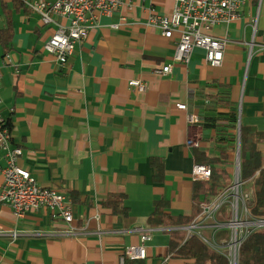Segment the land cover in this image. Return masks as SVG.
Instances as JSON below:
<instances>
[{"label": "crops", "instance_id": "1", "mask_svg": "<svg viewBox=\"0 0 264 264\" xmlns=\"http://www.w3.org/2000/svg\"><path fill=\"white\" fill-rule=\"evenodd\" d=\"M173 5L139 0L100 15L65 65L43 48L54 26L25 9L14 22L12 43L0 45V110L24 149L20 164L41 185L72 198L74 220L48 208L18 218L0 202V264H120L127 246L141 244L144 264L192 262L168 251L170 230L182 226L151 227L147 219L164 199L171 213L191 215L194 149L217 155L216 130L205 122L229 111L227 100L237 107L238 137L241 125L264 131V0H246L238 19L212 28L228 38L218 66L199 47L187 63L175 61L178 33L168 38L148 23L151 8L169 14ZM167 64L172 71L159 73ZM131 79H142L147 89L131 87ZM227 92L218 103L215 96ZM192 113L201 121L191 123ZM258 148L264 152V140ZM151 157L164 160L161 182ZM4 163L0 150V193ZM113 193L127 195L128 217L104 206ZM143 233L151 235L144 243Z\"/></svg>", "mask_w": 264, "mask_h": 264}, {"label": "built area", "instance_id": "2", "mask_svg": "<svg viewBox=\"0 0 264 264\" xmlns=\"http://www.w3.org/2000/svg\"><path fill=\"white\" fill-rule=\"evenodd\" d=\"M26 6L37 13L45 26H54V31L44 42L43 48L54 54L62 65L68 62L76 45L85 40L99 16L111 14L123 4H134L139 0H24ZM149 2L155 0H140ZM261 4L262 0H258ZM246 0H174L172 11L158 12L150 9L148 23L162 30L171 38L178 33V43L174 54L175 61L188 62L195 48H203L206 59L212 65H221L224 60L227 37L211 34V29L219 24H229L241 16ZM257 19L253 20L256 24ZM117 26V25H116ZM172 71V64L158 70L161 74ZM0 66V90L2 85ZM131 87L140 91L147 89L142 79H131ZM187 109L185 103L177 104ZM191 123L200 122L195 113L189 114ZM9 118L0 110V150L4 153V184L0 202L9 203L13 213L23 218L33 209L48 208L53 216L63 218L67 223L74 220L72 198L54 187L41 185L32 172L20 164L23 147L16 143ZM192 143V142H191ZM198 142H193L197 145ZM232 160V180L219 188L201 204L200 213L193 221L180 228L187 231V238L198 235L210 247L226 255L230 264H238L240 249L247 237L257 229L264 228V217L254 216L250 210L252 190L244 189L241 179L239 142ZM212 168L207 164L196 163L192 169L195 180H210ZM70 227L67 233H72ZM14 237L18 232L12 233ZM151 238L150 233L141 235L142 243ZM146 247L129 245L121 255L120 264L128 259H145Z\"/></svg>", "mask_w": 264, "mask_h": 264}, {"label": "trees", "instance_id": "3", "mask_svg": "<svg viewBox=\"0 0 264 264\" xmlns=\"http://www.w3.org/2000/svg\"><path fill=\"white\" fill-rule=\"evenodd\" d=\"M19 11L22 8L30 10L24 0H14ZM6 6V4H3ZM7 24L0 28V45L8 49L15 35L12 12L6 10ZM215 96L218 103L228 98V92ZM219 96V98H218ZM212 104V103H211ZM223 104V103H222ZM230 106L227 112H219L206 118L205 126L215 128L217 155L211 156L206 151L196 147L194 156L196 163L207 164L212 168L210 180H195L192 188V213L191 215H175L170 212V202L161 200L155 210L148 216L147 223L151 227L184 226L193 221L200 213L201 204L210 195H215L219 188L231 181L227 165L232 161V153L238 142V111L237 107L227 100ZM211 106L210 104L207 107ZM210 112H212L209 109ZM12 126V123L10 122ZM236 130V131H235ZM241 179L245 190L253 191L250 204L254 216L264 217V152L258 148V143L264 140V131L255 127L241 125ZM150 163L155 168L154 180L161 182L165 177L164 160L160 157H151ZM125 193L108 195L104 206L110 208L113 214L124 218L129 216L130 208L126 204ZM168 251L173 258L192 260L188 264H230L226 255L216 251L203 241L198 235L187 238V231L178 228L170 230ZM145 259H128L127 264H144ZM238 264H264V228L252 232L243 242Z\"/></svg>", "mask_w": 264, "mask_h": 264}, {"label": "rangeland", "instance_id": "4", "mask_svg": "<svg viewBox=\"0 0 264 264\" xmlns=\"http://www.w3.org/2000/svg\"><path fill=\"white\" fill-rule=\"evenodd\" d=\"M3 4H6V6H4ZM6 10H9L12 12L13 15V22H16L18 25V21L20 18V15L24 14L23 8L21 10H17L15 7V3L14 0H0V28H3L6 24H7V15H6ZM20 13V14H19ZM248 17V16H247ZM212 30V29H211ZM237 146V145H236ZM236 150V148H235ZM235 152V151H234ZM233 152V153H234ZM233 156V154H232ZM234 158V156H233ZM233 160V159H232ZM232 162V161H231ZM233 168V166H231V169ZM231 171V170H230ZM230 174L231 180L233 178V174Z\"/></svg>", "mask_w": 264, "mask_h": 264}, {"label": "water", "instance_id": "5", "mask_svg": "<svg viewBox=\"0 0 264 264\" xmlns=\"http://www.w3.org/2000/svg\"><path fill=\"white\" fill-rule=\"evenodd\" d=\"M238 142H239V158L241 160V135H240V132H239Z\"/></svg>", "mask_w": 264, "mask_h": 264}]
</instances>
